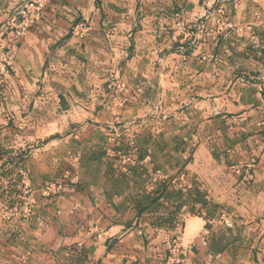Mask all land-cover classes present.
<instances>
[{"label": "crops", "instance_id": "crops-1", "mask_svg": "<svg viewBox=\"0 0 264 264\" xmlns=\"http://www.w3.org/2000/svg\"><path fill=\"white\" fill-rule=\"evenodd\" d=\"M24 1L0 0V24ZM218 1L49 0L14 37L0 83V264H171L175 237L179 264H264V0ZM218 8L246 34L216 32ZM178 11L204 31L172 42ZM123 125L145 158L130 176L106 151ZM18 133L41 139L22 160L9 150ZM18 164L35 188L70 167L80 183L38 193L29 221L2 222Z\"/></svg>", "mask_w": 264, "mask_h": 264}, {"label": "rangeland", "instance_id": "rangeland-1", "mask_svg": "<svg viewBox=\"0 0 264 264\" xmlns=\"http://www.w3.org/2000/svg\"><path fill=\"white\" fill-rule=\"evenodd\" d=\"M212 1V0H208ZM221 1V0H219ZM218 1V2H219ZM49 3V2H48ZM217 3V0H213V5ZM48 5V4H47ZM219 9V8H218ZM218 10V15L215 14V12L212 10L213 13V19L216 22L215 31L217 32L222 31L223 29L220 28V26H227L232 31H234L237 34L245 35L246 30L249 29L247 26H238L234 25V23L227 22L223 24V22H219L218 19H220V15L223 14L222 9ZM175 18L174 21H172L173 25L171 29H167L169 32V36L172 42L180 43V38L184 37H190L193 33L201 32V30L205 29V27L198 28L196 30L188 26L185 22L184 14L181 12H176L172 16ZM219 22V24H218ZM79 24L88 25L86 21L80 22ZM218 24V25H217ZM228 24V25H227ZM88 27V26H87ZM204 31V30H203ZM255 39H253L254 41ZM192 46L197 47L198 42L195 40L192 42ZM180 46V45H178ZM11 75V72H10ZM9 79V78H8ZM7 79V80H8ZM241 82L247 81V79L240 77L239 78ZM113 86L116 87L119 91H123L126 93L127 90V84L124 80L121 79H113ZM5 83V82H4ZM154 113L156 116H158V113L160 114V111L156 108L154 109ZM148 120V118H142L139 122H133L131 124V127L139 128L142 125L145 124V122ZM261 125V124H260ZM112 127H108V129H111ZM129 129V125H123L120 132L121 134L127 133ZM17 137L13 140L12 144L9 146V150L14 154L15 158H19L22 160L29 154V152L34 151L36 148L40 146V138L38 137H32L27 134L18 133L16 134ZM117 140V139H116ZM115 141V140H113ZM121 141L120 146L118 148L109 147L106 151L108 156L111 159H114L118 165V168L120 169L121 173L125 175H132L138 165L144 161L145 158L141 156V150L137 143V138L134 134V132L127 133L126 138ZM17 171L19 174L18 180L15 184V197L14 200L9 204V210L7 209L5 212L1 214V221L2 222H10V221H29L34 213V210L36 208V204L38 203V193L46 199V200H53L56 196L60 195L63 191H65L67 188L71 187L72 185H76L80 183V173L79 169L70 167L67 169L60 179H53L52 181H47L43 183L38 188H35L31 176L29 172L27 171L26 167L23 166V164H18ZM159 173L156 172L151 178V181L149 183L150 187L154 186V184L157 182L158 179L161 177H157ZM1 185V181H0ZM220 223L224 226H230L231 220L228 219V217H221ZM87 234H95L97 237L103 233V231H100V228L97 226H90L86 230ZM180 242V238L175 237V239L171 242L170 246H167L168 250V256L169 261L171 262V259L174 258L173 256H176L179 258V249L181 245L178 246ZM180 259V258H179Z\"/></svg>", "mask_w": 264, "mask_h": 264}, {"label": "built area", "instance_id": "built-area-1", "mask_svg": "<svg viewBox=\"0 0 264 264\" xmlns=\"http://www.w3.org/2000/svg\"><path fill=\"white\" fill-rule=\"evenodd\" d=\"M49 0H26L11 10L0 24V83L9 77L15 61V48L11 46L14 37L25 36L44 17ZM76 33L82 35L86 25L75 26ZM249 169V167H247ZM171 259V264H179L181 259L176 256Z\"/></svg>", "mask_w": 264, "mask_h": 264}]
</instances>
